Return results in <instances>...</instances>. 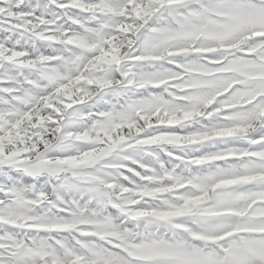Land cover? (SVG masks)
Returning a JSON list of instances; mask_svg holds the SVG:
<instances>
[{"label":"snow or ice","instance_id":"snow-or-ice-1","mask_svg":"<svg viewBox=\"0 0 264 264\" xmlns=\"http://www.w3.org/2000/svg\"><path fill=\"white\" fill-rule=\"evenodd\" d=\"M0 264H264V0H0Z\"/></svg>","mask_w":264,"mask_h":264}]
</instances>
